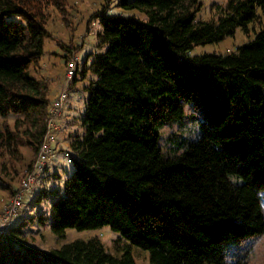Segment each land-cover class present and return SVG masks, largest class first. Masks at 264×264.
<instances>
[{
  "label": "trees",
  "instance_id": "16d2710c",
  "mask_svg": "<svg viewBox=\"0 0 264 264\" xmlns=\"http://www.w3.org/2000/svg\"><path fill=\"white\" fill-rule=\"evenodd\" d=\"M202 4L115 0L122 13L99 11L100 50L81 71L93 76L85 111L69 120L79 125L67 136L74 170L63 187L36 193L41 209L11 218L0 233V264H136L132 246L149 252L145 264H248L232 254L264 234V0H228L209 21L197 20ZM50 8L71 26L67 0H0L4 172L21 147L37 152L48 131L56 139L63 128L64 113L57 128L48 126L58 94L51 99L49 84L30 71L51 37ZM260 18L254 39L236 52L192 55L237 28L249 33ZM188 118L197 130L166 134ZM35 222L59 237L108 227L125 246L113 254L91 237L39 250L24 238Z\"/></svg>",
  "mask_w": 264,
  "mask_h": 264
},
{
  "label": "rangeland",
  "instance_id": "374dc122",
  "mask_svg": "<svg viewBox=\"0 0 264 264\" xmlns=\"http://www.w3.org/2000/svg\"><path fill=\"white\" fill-rule=\"evenodd\" d=\"M201 1L203 4L197 15V20L209 21L218 18L220 8L225 7L228 0ZM114 4L115 0H67V7L72 21L71 26L66 25L57 10L54 8L49 9L50 18L47 23V29L51 37L45 40V52L39 63L30 70L31 74L49 84L51 89L50 97L53 99L56 94L59 96L60 91L67 87L66 71L68 65L66 64L67 59L65 56L70 55V59L72 58L76 66H79L78 80L75 83V87L69 91V99L66 103L65 111L62 112L61 109V112H59L61 116L58 115V117H62V113H64L63 122L61 120L60 123L63 128L56 134V139L55 134H52L53 140L49 143L50 151L46 152L43 165L37 170L31 188L29 190L24 189L26 188L25 182L37 163L40 148L36 152L29 146H23L20 148V153L6 163V172L0 168V177L3 183L0 184V224L6 218L7 206L12 203L15 195L20 190L23 191L22 201L24 203L22 208L19 209L18 215L15 216L13 223L18 218L26 219L27 216L33 215L38 209H41L40 205H33L32 203L36 193L41 188L44 186L47 188L63 187L66 178L72 174L74 165L71 158L72 150L67 136L70 131L78 129L79 125L77 123L71 125L69 120L71 121L75 116H80L84 113L88 98V91L84 86L93 77L91 71H88L86 76L82 78L81 71L85 63H87V67L91 64L93 53L100 50L96 39V33L101 28L97 17L99 11L105 9L110 14H119L123 11ZM262 22L263 19L260 18L251 27L249 33L237 28L233 35L227 36L219 42L198 45L193 49L192 55L213 52L219 54L236 52L239 46L254 39L255 32L259 31ZM70 47L74 49L69 54L68 48ZM187 112L188 114L193 112L191 107L187 108ZM3 122L4 117L0 115V124ZM7 122L12 126L14 120L10 118ZM52 127L57 128L58 124L54 121ZM180 130L190 134V132L197 130V127L192 122V119L188 118L184 127L174 124L165 128V132L168 135ZM1 163L2 161L0 160ZM31 228L26 230L25 242L29 246L43 251H49L75 239H88L91 237L100 238L105 248L113 254L120 253L121 248L125 246V241L108 227L83 231L68 228L63 236L60 237L53 233L48 225H38L35 222ZM132 252L136 264L149 262L148 251L132 246ZM232 255L235 257L239 255L246 257L248 264H264V234L242 240L234 248V254Z\"/></svg>",
  "mask_w": 264,
  "mask_h": 264
},
{
  "label": "built area",
  "instance_id": "2783aa9c",
  "mask_svg": "<svg viewBox=\"0 0 264 264\" xmlns=\"http://www.w3.org/2000/svg\"><path fill=\"white\" fill-rule=\"evenodd\" d=\"M76 70H77V66L76 63L74 62L73 59H71L68 62V67H67V71H66V78L68 80V83L74 78L75 74H76ZM67 87H65L63 90L60 91V94L58 96V98L53 102V104L51 105V115L48 118V126L50 128H52L53 123L55 121V118L58 117L59 112H61V109L63 107V103L66 100V98L68 97V90L66 89ZM53 140V135L51 134L50 131H48L44 137V141L40 147L39 150V157L37 160L36 165L34 166L33 170L31 171V173L28 176V180L25 182V186L26 190H29L31 188V185L34 182L35 176H36V172L37 170H39L41 168V165H43V159L46 156V152L50 151L49 148V143L52 142ZM23 195V191H19L16 195L15 198L13 199L12 203H10L7 208H6V218L5 220L0 224V233L5 231L6 229V225L11 221V218H13L14 216H16L19 213V209L22 208L23 206V201H22V196Z\"/></svg>",
  "mask_w": 264,
  "mask_h": 264
}]
</instances>
